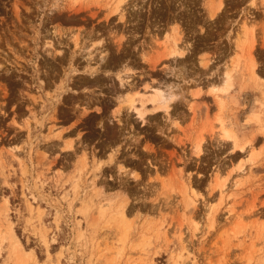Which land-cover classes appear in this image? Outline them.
I'll return each mask as SVG.
<instances>
[{
	"label": "rangeland",
	"instance_id": "rangeland-1",
	"mask_svg": "<svg viewBox=\"0 0 264 264\" xmlns=\"http://www.w3.org/2000/svg\"><path fill=\"white\" fill-rule=\"evenodd\" d=\"M0 264H264V0H0Z\"/></svg>",
	"mask_w": 264,
	"mask_h": 264
},
{
	"label": "bare ground",
	"instance_id": "bare-ground-1",
	"mask_svg": "<svg viewBox=\"0 0 264 264\" xmlns=\"http://www.w3.org/2000/svg\"><path fill=\"white\" fill-rule=\"evenodd\" d=\"M178 30V29H177ZM169 35H171V36H169ZM167 37H168V44H166L165 45V47L168 49V51H169V54H172V55H175V54H178L179 55V58H183V47L182 48H180L178 45H177V39H179L178 37L179 36H177L178 35V32H176V29L175 28H173L172 29V31H171V33L169 34ZM166 36V35H165ZM170 40H172L171 42H170ZM238 45V44H237ZM241 45V44H240ZM185 47V46H184ZM167 52V51H166ZM181 55V56H180ZM174 57V56H173ZM172 57V58H173ZM178 57V56H177ZM200 59V58H199ZM202 59V58H201ZM205 59V58H204ZM240 59V58H239ZM203 60V59H202ZM181 61V60H180ZM114 63V62H113ZM108 64V63H107ZM112 64V63H111ZM119 65V64H118ZM123 65V64H122ZM232 66V65H231ZM236 66V65H235ZM238 66V65H237ZM122 67H126V66H122ZM180 67H181V65H180ZM243 67V66H242ZM128 68V67H127ZM119 69H121L120 67H119ZM118 69V70H119ZM181 69V68H180ZM248 69V68H247ZM95 70V69H94ZM127 70V69H126ZM182 70H183V68H182ZM241 70H242V68H241ZM117 71V70H116ZM120 71H122V70H120ZM235 72V71H234ZM117 73V72H116ZM183 73V72H182ZM120 74V73H119ZM123 73H121V75H122ZM126 74V73H125ZM232 76V75H231ZM118 77V76H117ZM120 77V76H119ZM126 76H124V78H125ZM128 78V77H127ZM222 78V77H221ZM224 78H225V80H224V83L225 84H227V85H229V82H231L230 80V76H229V72L226 70V72H225V74H224ZM118 79V78H117ZM119 79H121V78H119ZM125 80V79H124ZM123 79H122V81H124ZM128 80V79H127ZM130 80V79H129ZM119 81V80H118ZM127 83V82H126ZM122 84V83H121ZM128 84V83H127ZM230 84H232V83H230ZM219 87H221V86H219ZM124 90V89H123ZM130 90V89H129ZM135 90V89H134ZM151 91L152 92H154L153 94H152V97H151V100H152V103H161V104H163V107L166 109L168 106H169V100H171L172 98H174L175 96H176V93H173V92H167V93H165V91L164 90H162V89H160V88H155V87H153L152 89H151ZM139 92V91H138ZM128 93H130V92H128ZM145 96V95H144ZM150 96V95H149ZM217 96V95H216ZM140 99H142L141 97H140ZM139 99V100H140ZM124 102L126 101L127 103H129L130 105H131V103H132V100H133V98H131V95H129V96H127V97H125L124 99ZM122 100V101H123ZM141 102V101H140ZM143 104V103H142ZM130 107H133V106H130ZM143 107V106H142ZM127 108V107H126ZM144 109H146V108H144ZM134 113L136 114V116L137 117H139V118H143L145 115H146V113H145V115L143 116V111L139 108V107H134ZM233 131V130H232ZM221 135L223 136V137H225V138H232V139H234V137H233V135L231 134V132H229L228 130H226V129H222V132H221ZM228 140V139H227ZM200 142H197L196 144H195V148L196 149H199L200 148ZM236 146V145H235ZM236 147H240V146H236ZM12 237H13V239H14V242H15V245L21 250V245L19 244V242H17V239H16V237H15V235H12ZM6 240V239H5ZM21 253H23V250H21Z\"/></svg>",
	"mask_w": 264,
	"mask_h": 264
}]
</instances>
